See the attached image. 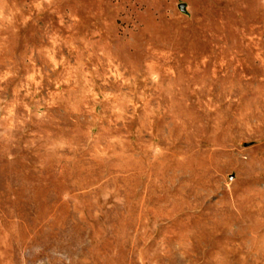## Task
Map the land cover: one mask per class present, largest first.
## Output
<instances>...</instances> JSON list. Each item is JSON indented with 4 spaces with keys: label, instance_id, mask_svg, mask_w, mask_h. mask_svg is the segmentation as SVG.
<instances>
[{
    "label": "rangeland",
    "instance_id": "obj_1",
    "mask_svg": "<svg viewBox=\"0 0 264 264\" xmlns=\"http://www.w3.org/2000/svg\"><path fill=\"white\" fill-rule=\"evenodd\" d=\"M0 264H264V0H0Z\"/></svg>",
    "mask_w": 264,
    "mask_h": 264
},
{
    "label": "water",
    "instance_id": "obj_2",
    "mask_svg": "<svg viewBox=\"0 0 264 264\" xmlns=\"http://www.w3.org/2000/svg\"><path fill=\"white\" fill-rule=\"evenodd\" d=\"M180 8H181L183 11H185V4H181V5H180Z\"/></svg>",
    "mask_w": 264,
    "mask_h": 264
}]
</instances>
